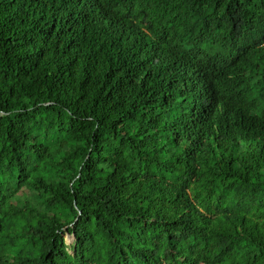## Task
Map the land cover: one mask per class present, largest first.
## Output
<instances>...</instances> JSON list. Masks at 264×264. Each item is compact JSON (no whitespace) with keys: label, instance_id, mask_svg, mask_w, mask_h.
I'll use <instances>...</instances> for the list:
<instances>
[{"label":"trees","instance_id":"16d2710c","mask_svg":"<svg viewBox=\"0 0 264 264\" xmlns=\"http://www.w3.org/2000/svg\"><path fill=\"white\" fill-rule=\"evenodd\" d=\"M0 264H264V0H0Z\"/></svg>","mask_w":264,"mask_h":264},{"label":"rangeland","instance_id":"374dc122","mask_svg":"<svg viewBox=\"0 0 264 264\" xmlns=\"http://www.w3.org/2000/svg\"><path fill=\"white\" fill-rule=\"evenodd\" d=\"M67 241H68V244H71L73 242V237L71 236H67Z\"/></svg>","mask_w":264,"mask_h":264}]
</instances>
